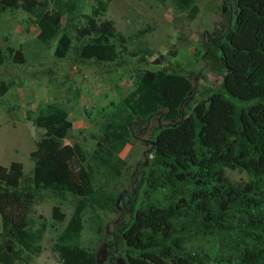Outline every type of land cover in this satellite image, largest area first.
I'll return each instance as SVG.
<instances>
[{
  "label": "trees",
  "instance_id": "1",
  "mask_svg": "<svg viewBox=\"0 0 264 264\" xmlns=\"http://www.w3.org/2000/svg\"><path fill=\"white\" fill-rule=\"evenodd\" d=\"M195 1L172 0V6L194 19ZM92 2L84 23L72 25L77 40L84 41L73 53L81 61L110 62L125 38L102 20L106 1ZM52 4L48 10L37 0H0L2 10L33 17L45 46L63 19L67 25L73 21L81 0ZM237 8L233 29L219 45L222 80L218 90L206 91V101L179 120L192 83L183 75L146 69L101 124L97 151L106 162L104 156L114 158L128 143L137 119L146 123L160 115L170 123L157 127L147 174L129 207L130 224L119 230L129 264H264V0H237ZM66 52L62 43L55 48L57 58ZM4 60L0 49V64ZM28 119L46 134L29 155L33 176L14 180L0 165V264H16L13 255L20 251L26 258L19 260L29 264L40 253L41 233L32 224L40 191L79 197L53 249L61 264H95L94 253L79 245L82 214L95 190L85 156L63 143L72 123L64 109L50 103ZM226 169L245 172L247 180L234 185Z\"/></svg>",
  "mask_w": 264,
  "mask_h": 264
},
{
  "label": "rangeland",
  "instance_id": "2",
  "mask_svg": "<svg viewBox=\"0 0 264 264\" xmlns=\"http://www.w3.org/2000/svg\"><path fill=\"white\" fill-rule=\"evenodd\" d=\"M37 1L41 7L53 8L52 0ZM105 1L102 20H110L115 32L125 38V44H117L116 58L110 62L81 61L73 53L84 41L77 40L72 25L84 23L92 0H81L73 21L67 25L63 19L48 46L38 41L33 17L20 9L0 8V49L5 55L0 64V165L14 180L33 176L29 155L46 132L28 116L43 104L64 109L72 129L63 143L75 146L85 156L95 190L82 214L79 245L94 253L95 264H129L119 230L130 224L129 207L135 187L147 174L145 164L152 157L157 127L170 123L163 122L160 115L146 123L137 119L128 143L114 158L104 156L106 162L97 151L101 124L133 91L137 73L146 69L183 75L192 83L179 120L206 101L210 96L207 90L219 89L224 73L219 45L233 29L238 8L237 0H196L198 14L189 19L186 11L172 6V0ZM59 43L67 47L63 58L55 56ZM225 174L234 185L247 180L241 170L226 169ZM78 198L39 192L32 224L41 233V251L29 264H61L53 246ZM13 258L16 264H25L19 260L26 258L21 251Z\"/></svg>",
  "mask_w": 264,
  "mask_h": 264
}]
</instances>
